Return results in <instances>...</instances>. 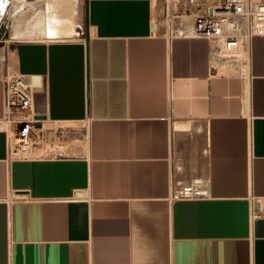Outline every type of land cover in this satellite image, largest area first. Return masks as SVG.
I'll use <instances>...</instances> for the list:
<instances>
[{"label": "crops", "instance_id": "crops-1", "mask_svg": "<svg viewBox=\"0 0 264 264\" xmlns=\"http://www.w3.org/2000/svg\"><path fill=\"white\" fill-rule=\"evenodd\" d=\"M167 1L81 0L73 37L9 46L0 121L8 69L53 125L15 156L0 123V264H264V32L217 56Z\"/></svg>", "mask_w": 264, "mask_h": 264}, {"label": "built area", "instance_id": "built-area-1", "mask_svg": "<svg viewBox=\"0 0 264 264\" xmlns=\"http://www.w3.org/2000/svg\"><path fill=\"white\" fill-rule=\"evenodd\" d=\"M163 19V26L168 32L205 37L211 45L213 54L221 57H237L241 49L248 48L249 40L254 33L264 32V0H168ZM30 75H35L40 84L41 78L38 74L4 70L5 113L12 111L13 108L22 110L27 108V96L22 79ZM36 88L32 89V96ZM38 122H42V119L27 121V125H22L21 122L14 126L13 130L11 129L10 135L4 128L9 150L12 148L11 145H22L27 148V145L40 142L41 132L31 129L34 127L41 130V126L37 125ZM57 129L58 125L52 130ZM12 150L15 151L14 148ZM207 186L208 179L196 175L185 182L177 183L171 197H204L208 195Z\"/></svg>", "mask_w": 264, "mask_h": 264}, {"label": "bare ground", "instance_id": "bare-ground-1", "mask_svg": "<svg viewBox=\"0 0 264 264\" xmlns=\"http://www.w3.org/2000/svg\"><path fill=\"white\" fill-rule=\"evenodd\" d=\"M80 3L81 0H0V22L7 15L9 20L7 40L67 39L77 33L76 26L81 24ZM1 48L0 46V50ZM1 54L0 52V56ZM22 80L28 103L27 108L24 109L26 118L24 121L27 122L34 114L28 77L24 76ZM49 121L47 120V123ZM29 147V145L27 148L18 145L15 148L25 153L28 152Z\"/></svg>", "mask_w": 264, "mask_h": 264}, {"label": "rangeland", "instance_id": "rangeland-1", "mask_svg": "<svg viewBox=\"0 0 264 264\" xmlns=\"http://www.w3.org/2000/svg\"><path fill=\"white\" fill-rule=\"evenodd\" d=\"M155 21V20H154ZM159 23L158 24H164V19L161 18L159 19L158 21ZM8 24H9V20L7 18V15L4 16V18L1 20V23H0V46L2 47L0 52L2 53L0 56V61L2 62L1 64V67H0V71L2 70V66H3V63H5V59L8 55V51H9V46L14 42L12 39L10 40H7V33H8ZM14 70V69H13ZM12 71V70H11ZM22 111V112H21ZM34 118V115L33 117L29 118L30 120L28 121H34L35 118ZM26 118H25V112L24 110H22L21 108H18V109H14L12 111H7L4 115V117L1 119L0 123H1V126H4L6 129H7V132H8V135H10V131L11 129L13 130L14 126H17L19 125L22 121V125L23 124H26V121H24ZM39 123H44L42 125V128L41 130L40 129H34V127H31L32 130H34L35 132H46V130H48L47 126H51L53 124H50V123H47L44 122V120L42 119V122H38ZM47 123V124H46ZM50 124V125H49ZM56 125V124H55ZM40 125H38L39 127ZM41 139V137H39ZM39 145V143H33L30 147H29V150L28 152H21L20 150L16 149L15 147L16 146H12V148L15 149V151L10 150L11 154L12 155H15V156H23V155H39L41 154V150L37 147Z\"/></svg>", "mask_w": 264, "mask_h": 264}, {"label": "water", "instance_id": "water-1", "mask_svg": "<svg viewBox=\"0 0 264 264\" xmlns=\"http://www.w3.org/2000/svg\"><path fill=\"white\" fill-rule=\"evenodd\" d=\"M34 118H36V119H45L46 118V115L36 113V114H34Z\"/></svg>", "mask_w": 264, "mask_h": 264}]
</instances>
